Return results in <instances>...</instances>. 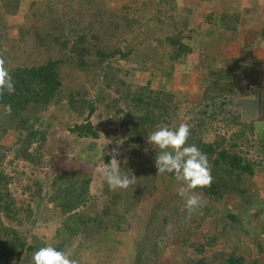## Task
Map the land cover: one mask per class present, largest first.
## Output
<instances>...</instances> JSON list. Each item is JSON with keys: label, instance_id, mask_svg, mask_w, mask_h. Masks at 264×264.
<instances>
[{"label": "trees", "instance_id": "trees-1", "mask_svg": "<svg viewBox=\"0 0 264 264\" xmlns=\"http://www.w3.org/2000/svg\"><path fill=\"white\" fill-rule=\"evenodd\" d=\"M198 5L205 7L203 13ZM251 5L264 17V0H118L116 5L108 0H0V58L15 86L14 93L0 96V139L12 133L14 158L40 165L41 147L55 121L72 135L81 160L80 146L98 138L89 118L102 106L114 110L123 129L121 175L137 178L136 184L115 191L103 180L99 194L93 195L89 171L62 170L51 177L43 197L58 226L47 237L31 235L27 240L4 225V220L19 223L20 218L6 189L8 178L0 171V264H32L33 253L48 245L69 253L79 239L82 243L70 254L78 264H155L168 224L170 237L177 239V224L188 211L184 207L178 213L174 201L166 206L153 203L150 191L155 180L181 182L174 173L158 174L156 165V172L139 165L140 151L158 126H171L182 95L179 88L188 79L198 82L202 120L221 113L218 105H230L224 94L231 97L240 91L252 97L255 89L264 88V81L261 85L258 81L264 64L252 52L264 48V19L241 15L242 8ZM13 19L18 24H10ZM242 23H249L254 34L241 43L238 56L222 60L207 53L220 31L238 32ZM11 27L16 31L13 39L7 35ZM8 42L19 47L18 55L3 57L1 47ZM246 70H255L254 78ZM8 104L10 115L4 111ZM230 114L235 123L237 115ZM202 120L199 123L204 124ZM255 124L261 132L264 120ZM252 129L249 123L248 130ZM103 132L115 140L110 129ZM258 135L264 154V131ZM224 144L221 137L205 140L190 128L186 146L195 145L207 156L212 176L211 185L195 193L209 196L202 202L215 219L222 220L214 225L220 230L215 228L207 241L179 245L174 264H264V196L251 181L258 163L235 151L236 142ZM161 151L154 146L151 160L155 162ZM2 158L0 154V164ZM109 159L102 156L104 164ZM33 187V195L39 197L41 186L34 182ZM226 197L233 198L231 205L222 202ZM208 209L203 205L188 217L191 222L202 220ZM168 210H173L175 220L163 215ZM133 217L143 223L142 235L130 253L114 260L118 237ZM205 247L213 248L207 256Z\"/></svg>", "mask_w": 264, "mask_h": 264}, {"label": "rangeland", "instance_id": "rangeland-1", "mask_svg": "<svg viewBox=\"0 0 264 264\" xmlns=\"http://www.w3.org/2000/svg\"><path fill=\"white\" fill-rule=\"evenodd\" d=\"M108 2H113V5L118 4V0H108ZM18 22L19 21L13 19L10 21V24H18ZM7 35L9 39L10 37L12 39L16 37L15 29L11 27L7 31ZM1 52L3 57L7 58L14 57L16 54L18 55V53H20L19 47L11 42H8L7 44L4 43L1 47ZM255 54L257 55L256 58L258 57L262 61L264 60V49H257ZM222 60L225 59L223 58ZM247 74H251V77L254 78L253 74H255V70H246V75ZM259 79V84H263L264 73H262V76ZM191 80L192 79H188V82L183 85L184 87L182 89L179 88L182 95L181 97L177 96L179 101L176 117L173 119L169 128H178L181 123H186L189 128L196 130L197 133H202L205 140H213L221 137L225 140L224 147H227V144L230 142L232 143V141L236 142L237 147L235 148V151L237 150L245 159H248L251 162L253 161L255 164L258 163L256 166H253L254 174L251 181L260 195L264 196V154H261L258 146V134H261L264 131V127L260 128L261 132H259L256 130L255 124L256 121L264 120V103L260 99V96L263 93L262 90H255L252 97L242 96L240 91L235 92L231 97L224 94V99L228 98L232 101L230 102V105L227 104L222 106V108L218 105L222 111L221 113L218 115L216 114V117L202 120L203 117L199 112L202 110V107L201 104L198 105V102L201 100L199 97L200 89H198L199 86H197L198 82L196 80ZM159 85L162 86L161 84ZM194 88H196V91L191 93V90ZM185 90H187V92ZM52 108L53 107H51V109ZM53 110L55 109H52V111ZM206 112L209 114V109H207ZM230 113H235L237 115L235 123L232 120ZM56 114L58 115V113ZM58 118L60 119L59 115ZM200 119L204 124L199 123ZM89 121L97 131L98 138L95 140H89V145L80 146L81 156L83 155L81 160L76 156V149L78 147H76V143L73 144L72 135L68 133L63 125H59L55 121L52 122L53 125L50 130L51 132L49 131L50 133L47 134L41 147L42 165L32 166L29 161H20L14 158L13 152L15 151L14 149H16V146L15 138L12 133H6L0 139V154L3 156L0 164V171L8 178L6 189L10 197L13 199L16 209L19 211L18 216L20 218L19 223L15 220L10 222L4 220L5 226L15 229L27 240L30 239L31 235L36 237V239H39L41 236L47 237L52 230L58 226L59 220H53L51 218L49 208L46 206V203L43 200L45 198L43 197L48 193V183H50L51 177L62 173V170H76L80 172L89 171L92 177L90 182V193L93 195L99 194L101 183L104 180L103 172L105 164L102 160V156H109L110 163L111 155H109V153L115 149L119 152L117 157V159H119L122 146V138L119 137L121 136L123 129L118 123V115L114 113V110H106L102 106L94 111L89 118ZM73 122L80 123L82 120L75 119ZM249 123L253 124L252 131L248 130ZM241 125L245 126L242 129V134L238 136V131L242 128ZM104 128L110 129L112 134L115 135L116 138L114 141L105 135L103 132ZM91 143H96V148H94ZM142 147L143 148L140 151L139 165L142 164L143 167H152L154 172H156V168L154 167L155 162L151 160L150 155L154 146L148 144L146 141ZM33 148L34 145L30 147L29 150L33 151ZM64 148L65 150H63ZM258 165L262 168L257 169ZM141 172H143V170ZM34 182L41 186L39 197L33 195ZM179 187V183L172 182L171 180H166L165 182L155 180L153 189L150 191L153 203L163 202L166 206L171 201H174L173 209H177V212L182 214L185 207V200L178 195ZM195 194L198 195L202 201H208L211 199L209 196H204L200 193ZM177 196L179 197L176 200L173 199ZM232 199L233 198L231 197H226V199H224L225 202H222L231 205ZM203 205L207 206L208 209V205H205L204 203ZM207 213L204 214L202 220H197V218H195L192 222L191 218L188 217V213H185L186 215L184 218L177 224L179 227L177 234L174 233L178 240L170 237L169 229L171 228V225L168 224V227L164 231V234L165 232L166 234L161 239L163 242L160 240V243H158L157 249L160 253L155 257L157 260L155 264H174V260L176 261V258L178 257L176 248L179 245L184 246L182 243H185V245H188L189 243L196 244L202 240L205 242L207 241V237L214 232L215 228L217 231L220 230L219 227H215L214 225L220 223L219 220H222L221 217H216L215 219L214 216L211 215V210ZM163 215L169 216L172 220H175L173 210H168L167 212H164ZM26 217H28V219ZM254 221L257 222L256 217L254 218ZM194 222H196V224ZM142 230L143 223L137 217H133L130 221V227L118 237L119 244L116 250L117 256L113 258L114 260H118V258L121 259L124 253L131 252L134 243L140 239ZM80 240L81 239L76 240L73 243L69 255L76 250V246L79 243H82ZM183 240H186V242ZM212 250L213 248L209 249L208 247H205L204 255H209ZM118 254L120 257H118Z\"/></svg>", "mask_w": 264, "mask_h": 264}, {"label": "clouds", "instance_id": "clouds-1", "mask_svg": "<svg viewBox=\"0 0 264 264\" xmlns=\"http://www.w3.org/2000/svg\"><path fill=\"white\" fill-rule=\"evenodd\" d=\"M15 86L12 76L6 67V61L0 58V96L5 92L14 93ZM12 106H4L6 115H10ZM190 135V128L186 123H181L172 130L167 126H158L147 138V143L161 149L156 156L155 165L158 174L174 173L178 182V195L185 200V208L189 214L203 207L202 199L195 194V189L210 186L212 183L211 169L207 156L195 145L186 146ZM110 163L104 165L103 179L110 191L127 189L136 184L134 175H121L120 161L117 159L119 152L113 149ZM32 264H78L70 258L69 253L57 250L48 245L41 247L32 255Z\"/></svg>", "mask_w": 264, "mask_h": 264}, {"label": "crops", "instance_id": "crops-1", "mask_svg": "<svg viewBox=\"0 0 264 264\" xmlns=\"http://www.w3.org/2000/svg\"><path fill=\"white\" fill-rule=\"evenodd\" d=\"M197 9H199L200 13H203V9H205V7H203L202 5H198ZM261 12H262L261 9H256V7L251 5V6L243 7L241 15L244 19L246 18L247 20H251V19L262 20L264 19V17ZM249 26H250L249 23L247 24L242 23L238 32L220 31L218 33V37L215 39L213 46L210 49H206L207 53L219 59H223V58L226 59V58H232L238 56V51L241 43L244 41H248L250 38L253 37L254 33H252V29L249 28ZM257 49L262 50L264 48L261 47L253 48L252 52L255 57L257 56L255 54V51ZM257 59L264 64V60L262 61L258 57ZM259 90H262L263 92L262 95L260 96V99L264 103V88Z\"/></svg>", "mask_w": 264, "mask_h": 264}]
</instances>
